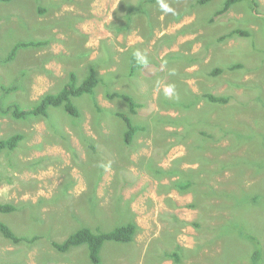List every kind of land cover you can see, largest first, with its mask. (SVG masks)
Returning <instances> with one entry per match:
<instances>
[{"label": "rangeland", "instance_id": "rangeland-1", "mask_svg": "<svg viewBox=\"0 0 264 264\" xmlns=\"http://www.w3.org/2000/svg\"><path fill=\"white\" fill-rule=\"evenodd\" d=\"M256 1L240 0L214 20L223 0L0 1V138L23 134L0 152V202L16 206L0 222L40 236L14 244L0 234V264H93L85 244L55 252L50 241L130 220L134 240L104 242L100 264H174L166 255L175 252L180 264H241V251L255 248L250 236L264 253V0ZM234 28L249 35L220 40ZM24 40L49 42L4 63ZM233 63L241 66L228 69ZM90 66L100 83L72 98L79 119L63 105L47 117L14 118L16 105L57 93L71 71L83 80ZM106 91L135 94L141 107L132 114ZM207 92L228 101L196 95ZM116 111L142 127L130 143ZM229 135L238 136L230 154ZM179 176L191 186L181 190Z\"/></svg>", "mask_w": 264, "mask_h": 264}, {"label": "trees", "instance_id": "trees-1", "mask_svg": "<svg viewBox=\"0 0 264 264\" xmlns=\"http://www.w3.org/2000/svg\"><path fill=\"white\" fill-rule=\"evenodd\" d=\"M0 1L8 2L11 0H0ZM150 1H154V0H146V3L151 4ZM209 1H212V0H196V5H203V4L208 3ZM238 1L240 0H223L222 6L218 10L215 11L213 15L214 17L212 18V20H214L215 17L228 13L230 7ZM250 2L253 5H256L258 3L256 0H250ZM45 10H46L45 8H41L40 6L38 7L39 14L44 13ZM119 32L120 31L117 30V33ZM236 35L247 36L249 35V32L243 29H240V28H234V29L229 30L224 35H222L220 37V40L229 39L230 37H233ZM48 42L49 41H46V40L19 41L12 48L8 56L3 59V62L4 63L10 62L15 57L14 53L17 49H20V48L27 49L28 47L34 48V46L41 47ZM240 66L241 64L239 63H233L229 65L228 69L234 70V69H238ZM135 69H136L135 65H132L130 68L129 74L132 75L133 73H135ZM219 73H221L220 68H216L210 72L211 75H218ZM99 83H100V77L97 76V71L94 66H90L88 70V75L83 80H79L77 74L71 71L67 74L66 83L63 84V86L57 93L55 94L46 93L40 98V100L37 101V103L33 102L27 108L19 107V105H16L17 109H15L16 108L15 107L11 111V113L13 114L14 118L18 120L20 119L24 120L25 118H28V117H31V118L32 117H47L48 107L50 106L59 107L63 105L65 112L79 119V117L82 116L81 114L82 110L75 106V104L72 102V98L80 97L88 93L93 94V92H95V88L98 86ZM10 89H17V85L6 88L5 91L8 92ZM196 95L197 97H202L206 101H210L211 103H215L217 105L226 104L228 101V97L224 95H216L214 93H209V92L204 93L203 95H198V94ZM105 96L109 99H119L120 101L124 102L127 105L128 109H130V112L132 114H135L136 109H137L136 107L140 106L139 102L137 101L138 97L135 94H134L135 99L133 98L132 95L128 93H124V92H119V91H106ZM169 101H171V98H169L167 103L169 105L173 103L172 105L175 106L176 104L175 101L173 102L171 101L172 103H170ZM92 106L95 107V110L97 112L102 113L104 111V109L97 104L96 99L92 103ZM6 111L9 112V110H6ZM113 114L118 116L120 119H122V121H124L126 125V129L124 130L123 140L125 143H130V140L133 138V136L136 134L138 130L142 129V127H139L133 124L132 118L123 111H116ZM224 129H226V127ZM222 137L228 141V145L226 146L225 150H229V154L232 153L233 151L238 150V148H236V140H238V136L229 135V136H222ZM22 138H23V134L21 132L10 134L6 138H0V152L4 148L13 149L16 146V144L19 141H21ZM232 138H236V139H232ZM219 143H220L219 139L214 136L213 137V147H212L214 153L220 148V147H215ZM240 145L241 144H239V141H238L237 146H240ZM209 149H211V147ZM215 155H218V153H215ZM176 181H178L177 185L181 187V190H184V188L186 189L187 187L191 186V183L186 182L185 180H182L181 176H179ZM192 205H194V203L190 204V206ZM15 209H16V206L12 203L0 202V212L8 213L10 211H14ZM138 230L139 229H138L137 224L132 220L126 223H121L109 231L95 232L88 227H81L77 229L75 232H73L72 234H70L65 240L61 242L50 241V246L53 251L56 250L58 252H66L72 247L85 244L87 247L88 257H89L90 262L93 264H100L101 263L100 251H101V248L104 242L106 241H112L116 243L132 242ZM0 234L4 238L8 239L14 244L26 243V242L27 243L31 242L32 244L34 241H37L40 238V236H37V235H34L32 237L16 235L12 231V229H10L9 226L3 222H0ZM242 234L247 236V234H250V232L246 231L245 233V231H242V233L240 234V237L243 236ZM250 239H252V241L254 242L255 248L249 256H244L242 254L244 250H242L241 258H239L240 263L241 264H247V263L248 264H264L261 259L264 256V253L261 252V249H262L261 240L258 238V241H257L252 236H250ZM246 245H250V244H246ZM246 247H249V246H246ZM251 247H254V246H251ZM178 255L179 253L177 252L172 253V254L167 253L166 257L171 258L174 264H180V257ZM229 263H233V261H229Z\"/></svg>", "mask_w": 264, "mask_h": 264}, {"label": "clouds", "instance_id": "clouds-1", "mask_svg": "<svg viewBox=\"0 0 264 264\" xmlns=\"http://www.w3.org/2000/svg\"><path fill=\"white\" fill-rule=\"evenodd\" d=\"M137 55H139V54H137ZM173 91H174V86H169L165 89V94L171 95L173 93Z\"/></svg>", "mask_w": 264, "mask_h": 264}, {"label": "bare ground", "instance_id": "bare-ground-1", "mask_svg": "<svg viewBox=\"0 0 264 264\" xmlns=\"http://www.w3.org/2000/svg\"><path fill=\"white\" fill-rule=\"evenodd\" d=\"M172 95H173V93H172ZM172 95H171V96H172ZM177 106H178V105H177ZM30 108H31V107H30ZM132 122H133V121H132Z\"/></svg>", "mask_w": 264, "mask_h": 264}]
</instances>
